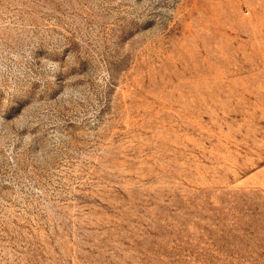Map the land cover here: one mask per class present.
<instances>
[{
	"label": "rangeland",
	"instance_id": "obj_1",
	"mask_svg": "<svg viewBox=\"0 0 264 264\" xmlns=\"http://www.w3.org/2000/svg\"><path fill=\"white\" fill-rule=\"evenodd\" d=\"M0 264H264V0H0Z\"/></svg>",
	"mask_w": 264,
	"mask_h": 264
}]
</instances>
